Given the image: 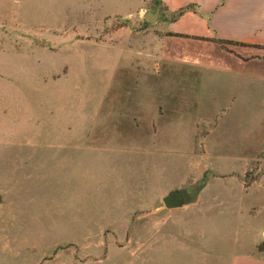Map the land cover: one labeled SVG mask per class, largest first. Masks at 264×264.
I'll return each instance as SVG.
<instances>
[{
    "label": "rangeland",
    "instance_id": "1",
    "mask_svg": "<svg viewBox=\"0 0 264 264\" xmlns=\"http://www.w3.org/2000/svg\"><path fill=\"white\" fill-rule=\"evenodd\" d=\"M115 1L0 0V264H229L263 242L264 156L222 174L199 154V124L158 139L144 123L137 140L135 123L115 122L121 94L135 115L143 73L147 115L169 95L150 91L157 58L123 55L157 50L154 23ZM93 144L129 149L101 153L121 163L95 173L96 186ZM205 178L198 203L164 205Z\"/></svg>",
    "mask_w": 264,
    "mask_h": 264
},
{
    "label": "crops",
    "instance_id": "2",
    "mask_svg": "<svg viewBox=\"0 0 264 264\" xmlns=\"http://www.w3.org/2000/svg\"><path fill=\"white\" fill-rule=\"evenodd\" d=\"M151 2L115 1L122 9L119 11L127 15L134 10L147 11V3ZM191 4L194 9L173 18L178 10ZM159 5L162 17L152 28V41L157 42V50H137L123 55L135 54L137 59L143 60L157 58L155 66L149 68L152 72H147L155 75L151 79L150 91L153 98L155 92L166 91L168 102L155 103L153 113H145L144 84L147 87L149 83L148 75L143 73L142 79L139 77L141 82H137L141 83L142 89L135 95V115L127 116L126 113V106L134 96L121 94V99L127 103L124 105L125 115L120 113L121 117L115 122L135 123L137 140L143 139L144 123L153 124L152 137L158 139L164 133L199 129V154L211 159V166L207 169L222 174L244 170L248 162L264 156V0H160ZM144 63L148 64V61ZM176 85L179 91L171 96ZM32 87L42 89V86ZM40 92V101L43 104L44 100L47 107L46 86L44 99L42 90ZM192 123L199 124V127L175 125ZM43 137L47 145L48 134L45 132ZM93 145L87 152L95 157L92 158L94 177L89 183L96 186L95 173L105 172L106 167L121 163L101 153L110 149H129ZM183 145L180 150L170 153H186ZM189 147L192 148L191 143ZM137 148L143 149V142ZM103 155L106 157H101ZM108 172L105 173L109 175ZM261 226L257 232L258 240H263L264 223ZM244 241L252 240L246 238ZM228 260L229 264H264V252L255 240L249 252L232 254Z\"/></svg>",
    "mask_w": 264,
    "mask_h": 264
},
{
    "label": "water",
    "instance_id": "3",
    "mask_svg": "<svg viewBox=\"0 0 264 264\" xmlns=\"http://www.w3.org/2000/svg\"><path fill=\"white\" fill-rule=\"evenodd\" d=\"M143 16L151 23L157 22L162 17L161 6L159 5L156 10L148 9L144 12ZM207 183L208 180L205 178L191 188L177 187L172 189L165 196H163V203L169 209L182 208L187 205L196 204L199 202L201 193ZM3 195V193H0V206L4 203Z\"/></svg>",
    "mask_w": 264,
    "mask_h": 264
},
{
    "label": "trees",
    "instance_id": "4",
    "mask_svg": "<svg viewBox=\"0 0 264 264\" xmlns=\"http://www.w3.org/2000/svg\"><path fill=\"white\" fill-rule=\"evenodd\" d=\"M157 1L159 3L160 0H157ZM189 9H194V5L191 4V5H187V6L183 7V8H181L180 10H178L173 15V18H177V17L181 16L185 11H187ZM259 249L264 252V242H262L261 244H259Z\"/></svg>",
    "mask_w": 264,
    "mask_h": 264
},
{
    "label": "built area",
    "instance_id": "5",
    "mask_svg": "<svg viewBox=\"0 0 264 264\" xmlns=\"http://www.w3.org/2000/svg\"><path fill=\"white\" fill-rule=\"evenodd\" d=\"M262 241L264 242V232H263V240Z\"/></svg>",
    "mask_w": 264,
    "mask_h": 264
}]
</instances>
